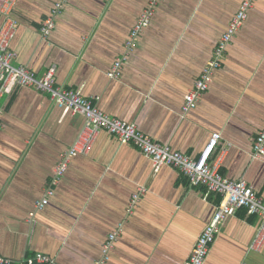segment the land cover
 I'll use <instances>...</instances> for the list:
<instances>
[{
	"label": "crops",
	"instance_id": "0c3cea01",
	"mask_svg": "<svg viewBox=\"0 0 264 264\" xmlns=\"http://www.w3.org/2000/svg\"><path fill=\"white\" fill-rule=\"evenodd\" d=\"M242 1L160 0L122 76L109 79L149 0H67L46 38L40 29L56 0H16L12 64L37 76L55 64L57 85L80 89L110 117L193 158L220 132L210 160L222 176L244 179L264 198V156L252 155L264 128V0L253 2L194 108L182 111ZM0 110L2 256L14 264L37 253L55 264H95L109 234L118 231L105 264H183L221 195L191 185L177 167L155 171L134 145L100 131L87 153L71 158L47 205L30 217L85 120L32 87L0 91ZM139 186L146 191L128 212ZM259 223L238 209L204 264H264V243L250 249Z\"/></svg>",
	"mask_w": 264,
	"mask_h": 264
},
{
	"label": "built area",
	"instance_id": "2783aa9c",
	"mask_svg": "<svg viewBox=\"0 0 264 264\" xmlns=\"http://www.w3.org/2000/svg\"><path fill=\"white\" fill-rule=\"evenodd\" d=\"M16 0H0V91L11 92L13 88L32 87L47 92L51 101L64 113H76L84 117L85 125L77 139L63 153L55 166L52 178L46 187L43 197L36 201L34 210L30 212L33 217L37 211L43 209L54 193V187L66 171L71 158L77 154H84L90 150L92 142L100 131L116 137L120 143H131L147 156L152 167L157 171L161 166L177 167L186 175L191 185H204L211 191L221 195L222 199L215 208L212 216L199 233L191 252L183 264H204L209 252L216 241L221 227L225 221L238 209H245L248 214L257 215L260 219L257 233L250 244L251 250H259L264 243V198L258 196L253 187L244 179L232 180L220 174L216 162L211 161V154L221 138L220 132H213L204 149L197 158L190 157L177 150L171 149L167 144L153 141L150 136L139 130L135 124L121 119L110 117L95 103L86 98L80 89H68L56 84V65L51 64L42 75L37 76L24 65H13L12 60L16 52L10 48V42L17 29V20L11 12ZM160 0H149L148 5L133 26L125 50L115 59L107 71L109 79H119L122 76L123 63L133 50L135 41L151 22L156 5ZM255 0H243L238 11L230 21L227 30L217 41L214 56L204 65L193 89L185 96L182 111L192 110L202 93L208 88L213 79L214 72L223 62L224 53L232 40V36L240 29L247 18L249 9ZM67 0H56L51 14L43 21L40 29L42 38H46L54 27L55 17L61 13ZM3 126L0 110V128ZM252 155L254 158L264 156V128L261 129L254 141ZM146 191L139 186L132 195L128 212L138 202L140 196ZM118 231H112L102 245L101 257L95 264H105L109 259V252L114 246ZM0 264H14L11 258L0 254ZM20 264H55L52 257L37 253L33 257L20 262Z\"/></svg>",
	"mask_w": 264,
	"mask_h": 264
}]
</instances>
